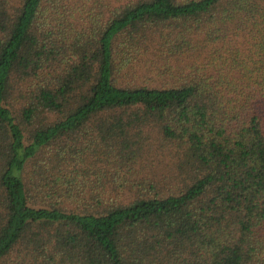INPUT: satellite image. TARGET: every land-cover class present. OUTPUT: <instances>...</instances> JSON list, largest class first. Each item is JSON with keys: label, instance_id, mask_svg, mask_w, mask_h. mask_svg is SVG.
Wrapping results in <instances>:
<instances>
[{"label": "trees", "instance_id": "16d2710c", "mask_svg": "<svg viewBox=\"0 0 264 264\" xmlns=\"http://www.w3.org/2000/svg\"><path fill=\"white\" fill-rule=\"evenodd\" d=\"M11 254L264 264V0H0Z\"/></svg>", "mask_w": 264, "mask_h": 264}, {"label": "rangeland", "instance_id": "374dc122", "mask_svg": "<svg viewBox=\"0 0 264 264\" xmlns=\"http://www.w3.org/2000/svg\"><path fill=\"white\" fill-rule=\"evenodd\" d=\"M150 152H141V155H148ZM20 261L19 257L16 254H11L5 258L0 264H18Z\"/></svg>", "mask_w": 264, "mask_h": 264}]
</instances>
